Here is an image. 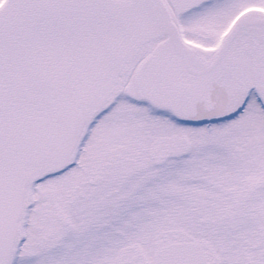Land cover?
Here are the masks:
<instances>
[{"label":"snow or ice","instance_id":"snow-or-ice-1","mask_svg":"<svg viewBox=\"0 0 264 264\" xmlns=\"http://www.w3.org/2000/svg\"><path fill=\"white\" fill-rule=\"evenodd\" d=\"M0 264H264V0H0Z\"/></svg>","mask_w":264,"mask_h":264}]
</instances>
